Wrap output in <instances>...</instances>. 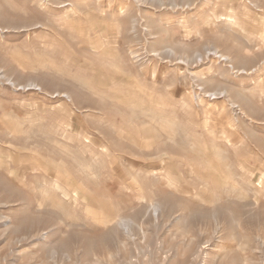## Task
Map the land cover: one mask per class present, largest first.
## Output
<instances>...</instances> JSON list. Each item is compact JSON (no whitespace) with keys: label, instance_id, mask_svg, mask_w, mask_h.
<instances>
[{"label":"rangeland","instance_id":"1","mask_svg":"<svg viewBox=\"0 0 264 264\" xmlns=\"http://www.w3.org/2000/svg\"><path fill=\"white\" fill-rule=\"evenodd\" d=\"M260 35L264 0H0V264H264Z\"/></svg>","mask_w":264,"mask_h":264},{"label":"bare ground","instance_id":"2","mask_svg":"<svg viewBox=\"0 0 264 264\" xmlns=\"http://www.w3.org/2000/svg\"><path fill=\"white\" fill-rule=\"evenodd\" d=\"M174 7V6H173ZM233 25H238V22L236 21V20H234V21H232V24H231V26H233ZM240 26H241V24H240ZM239 25H238V27H240ZM241 28V27H240ZM163 29H166V28H163ZM256 36H257V34H256ZM256 39V38H255ZM259 39V38H258ZM257 40V39H256ZM260 40H262V42L264 41V35H260ZM255 41V40H254ZM255 46V45H254ZM215 53H218V52H215ZM220 53V52H219ZM223 56H225L223 53H221V55H220V57H223ZM227 57V56H226ZM200 58H202V56H200ZM229 57H227V59H228ZM226 59V60H227ZM199 62V61H198ZM245 66H246V64H245ZM235 68V67H234ZM246 68V67H245ZM257 68V67H256ZM247 69V68H246ZM248 70H250V69H248ZM247 70V71H248ZM223 93V92H222ZM237 98V97H236Z\"/></svg>","mask_w":264,"mask_h":264}]
</instances>
